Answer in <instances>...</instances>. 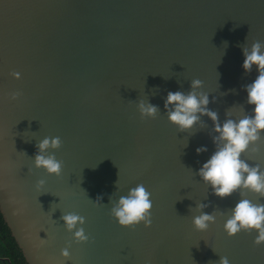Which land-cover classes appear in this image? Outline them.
<instances>
[{"label": "water", "instance_id": "1", "mask_svg": "<svg viewBox=\"0 0 264 264\" xmlns=\"http://www.w3.org/2000/svg\"><path fill=\"white\" fill-rule=\"evenodd\" d=\"M257 40L264 0H0V214L25 261L264 264L254 232L223 230L238 192L215 196L196 175L215 150L212 121L201 115L179 131L164 108L168 91L196 78L220 121L250 112L243 85L257 73L241 68V46ZM140 99L159 113L141 117ZM44 136L61 138L50 150L59 176L32 165ZM242 158L264 168V135ZM137 184L151 193L152 224L121 227L110 201ZM197 203L215 210L204 231L191 223ZM64 212L84 217L88 240L72 239Z\"/></svg>", "mask_w": 264, "mask_h": 264}, {"label": "clouds", "instance_id": "2", "mask_svg": "<svg viewBox=\"0 0 264 264\" xmlns=\"http://www.w3.org/2000/svg\"><path fill=\"white\" fill-rule=\"evenodd\" d=\"M227 42H225L226 46ZM243 60L241 68L248 73L255 66V78L243 85L246 92L245 102L251 106L250 112L234 118L230 111L225 112V119L220 121L218 114L210 110L209 93L200 90L202 81L192 79L188 91H168L164 98V108L167 120L176 126L179 131L190 129L200 120L201 115H207L212 121V136L215 150L200 164L196 175L208 185L215 196L224 198L233 192H238L240 198L232 205L230 214L224 220L223 230L228 236L240 231L254 232V244L264 243V203H254L244 198L245 192L250 191L264 197V168L259 164H250L242 158V154L254 145L264 135V43L257 40L251 44L241 46ZM18 72H13L14 78H19ZM19 94L11 93L10 98L15 100ZM215 99V98H213ZM232 107V106H231ZM231 107L229 109H231ZM136 108L141 117H155L159 113L158 106L144 99L136 101ZM59 136H44L36 144L32 165L42 168L45 173L59 176L62 161L56 158L55 152L61 146ZM197 153L207 151L201 145L195 149ZM45 183L43 179L36 181L37 187ZM100 198V197H99ZM109 212L116 223L121 227H133L143 224L150 227L152 224L153 202L151 193L143 184L131 187L123 195L110 201ZM206 203H197L196 211L191 217L193 227L198 231L207 230L216 220L215 210L212 213L202 211ZM66 231L71 233L76 242L88 240L83 227L84 217L74 212H64L60 217ZM61 255L68 257L67 248L61 249ZM216 264H230L226 256H219Z\"/></svg>", "mask_w": 264, "mask_h": 264}, {"label": "flooded vegetation", "instance_id": "3", "mask_svg": "<svg viewBox=\"0 0 264 264\" xmlns=\"http://www.w3.org/2000/svg\"><path fill=\"white\" fill-rule=\"evenodd\" d=\"M0 236H2L0 234ZM4 239H5V233L3 234ZM10 233H9V235ZM11 241L12 243H15L13 238L11 237ZM1 246H3V248H5V250L10 254L13 255V258H9V257H0V264H28L25 259L23 258V255L20 251V249L18 248V246H9V244L5 243V241H0ZM16 244V243H15Z\"/></svg>", "mask_w": 264, "mask_h": 264}, {"label": "trees", "instance_id": "4", "mask_svg": "<svg viewBox=\"0 0 264 264\" xmlns=\"http://www.w3.org/2000/svg\"><path fill=\"white\" fill-rule=\"evenodd\" d=\"M5 233V239H4V236L3 234ZM9 230L6 226V224L3 222V219H2V216L0 214V234L2 236H0V241H5V243L9 244V246L11 245L12 247L13 246H16L15 243H12L11 241V237L8 236L9 235ZM9 257V258H13L14 256L13 255H10L6 250L5 248H3V246H1L0 244V257Z\"/></svg>", "mask_w": 264, "mask_h": 264}]
</instances>
